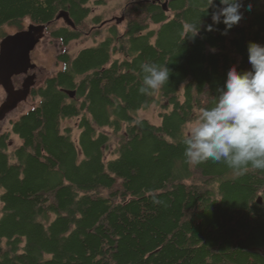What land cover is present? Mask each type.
<instances>
[{"label":"trees","instance_id":"obj_1","mask_svg":"<svg viewBox=\"0 0 264 264\" xmlns=\"http://www.w3.org/2000/svg\"><path fill=\"white\" fill-rule=\"evenodd\" d=\"M108 1L0 0V41L28 21L46 25L61 50L60 69L11 121L19 145L0 147V264H264V170L193 167L182 144L228 69L250 70L248 43L264 45V0H244L227 35L222 23L204 30L206 0L118 2L122 26L92 16ZM61 11L73 27L56 19ZM144 62L170 70L150 95L138 91ZM151 105L158 123L138 115Z\"/></svg>","mask_w":264,"mask_h":264},{"label":"clouds","instance_id":"obj_2","mask_svg":"<svg viewBox=\"0 0 264 264\" xmlns=\"http://www.w3.org/2000/svg\"><path fill=\"white\" fill-rule=\"evenodd\" d=\"M206 3V10L213 11L205 31H213L214 25L222 23L221 35H227L242 19L244 0ZM199 31V25H191L185 35L194 38ZM247 59L250 70L240 72L235 66L230 67L212 106L199 109L188 126L182 138L186 164L195 167L211 161L238 175L249 169L264 170V45L249 42ZM140 71V94L150 95L168 83L170 70L166 66L144 62Z\"/></svg>","mask_w":264,"mask_h":264},{"label":"water","instance_id":"obj_3","mask_svg":"<svg viewBox=\"0 0 264 264\" xmlns=\"http://www.w3.org/2000/svg\"><path fill=\"white\" fill-rule=\"evenodd\" d=\"M165 7L166 3L163 4ZM56 19H63L68 25L74 26L65 11H61ZM123 16L116 19L119 23ZM46 25L29 24L24 30L15 34L7 35L0 41V86L6 94V99L0 104V120L6 113L16 108L18 103L25 101L31 88L36 82V74L27 75L20 88H15L12 82L14 76L27 74L35 67L31 63V52L45 35ZM70 97L74 96V91H66ZM257 202L262 203V198L258 197Z\"/></svg>","mask_w":264,"mask_h":264},{"label":"rangeland","instance_id":"obj_4","mask_svg":"<svg viewBox=\"0 0 264 264\" xmlns=\"http://www.w3.org/2000/svg\"><path fill=\"white\" fill-rule=\"evenodd\" d=\"M126 0H109L106 6H100V7H94L92 16L98 15V14H105V18L109 17L110 19H114V22H116V19L120 18L121 16H115L111 11L114 9V7L118 4V2H123ZM105 12V13H104ZM123 20L117 23V25L122 26ZM24 27L23 29L27 28L29 25L28 21H25L23 23ZM17 28L10 27L7 29L8 35L15 34L18 32ZM103 38V35L97 36L96 40H101ZM93 39L89 38L85 41H74L70 44V54L75 55L81 48L90 46L93 44ZM60 47L58 44V41L50 38L48 35H44L41 41L38 43V45L35 47V54H34V60L38 65L37 69L35 70L36 73V83L35 86L40 84L42 80L58 71L61 67V64H57V55L60 53ZM18 84H20L18 82ZM19 86V85H16ZM6 99V94L4 90L0 87V103L3 102ZM34 104V101L28 97L25 101L21 102L18 105V108L15 109L13 112L8 113L3 120L0 121V132H8L10 133V137L13 141V146L11 147V150L16 148L20 140L17 136L12 134L10 131V124L12 119L18 117L20 114L27 111L32 105ZM138 115L140 117H145L151 120L153 123H158V115L157 110L154 105H151L145 109H142L138 112ZM11 118V120H9ZM71 122V121H68ZM115 141V140H114ZM1 207V203H0Z\"/></svg>","mask_w":264,"mask_h":264},{"label":"flooded vegetation","instance_id":"obj_5","mask_svg":"<svg viewBox=\"0 0 264 264\" xmlns=\"http://www.w3.org/2000/svg\"><path fill=\"white\" fill-rule=\"evenodd\" d=\"M41 41V40H40ZM38 45V44H37ZM36 45V46H37ZM35 46V47H36ZM34 54H35V48L32 50V52H31V54H30V56H31V61L32 62H35V60H34ZM36 64V63H35ZM37 67H38V65L36 64V67L34 68V69H32V70H30L28 73H27V75H29V74H32V73H35V70L37 69ZM36 74V73H35ZM27 75H24V76H20V75H18V76H14L13 77V79H12V82H13V84H14V87L15 88H20L21 87V84H22V82H23V79L25 78V76H27ZM37 76V75H36ZM18 82L20 83V84H18ZM36 83V82H35ZM16 85H19V86H16ZM35 86V85H34ZM1 87V86H0ZM2 88V87H1ZM3 89V88H2ZM32 89V88H31ZM31 91V90H30ZM5 92V91H4ZM28 97H30V93H29V95H28ZM27 97V98H28ZM23 102V101H22ZM21 103V102H20ZM20 103H18V105L20 104ZM0 104H2V102L0 103ZM18 105L16 106V108H14L13 110H11V111H9L8 113H11V112H13L15 109H17L18 108ZM8 113H6V115L8 114ZM5 115V116H6ZM5 118V117H4ZM3 118V119H4ZM2 119V120H3ZM9 120H11V118H9ZM1 121V120H0ZM10 130H11V124H10ZM11 132V131H10ZM15 135V134H14ZM16 136V135H15ZM13 146V141H12V138L10 137V133H8V132H0V147H2L4 150H6V151H10L11 150V147Z\"/></svg>","mask_w":264,"mask_h":264},{"label":"bare ground","instance_id":"obj_6","mask_svg":"<svg viewBox=\"0 0 264 264\" xmlns=\"http://www.w3.org/2000/svg\"><path fill=\"white\" fill-rule=\"evenodd\" d=\"M65 12H66V11H65ZM66 13H67V12H66ZM67 14H68V13H67ZM29 24H34V23H29ZM27 27H28V26H27ZM25 29H26V28H25ZM45 29H46V28H45ZM23 30H24V29H23ZM20 31H21V30H20ZM4 38H5V37H4ZM4 38H3V39H4ZM31 63H33V62L31 61ZM33 64H35V63H33ZM35 67H36V64H35ZM35 67H34V68H35ZM34 68H33V69H34ZM31 70H32V69H31ZM24 75H27V74H22V76H24ZM20 76H21V75H20ZM25 77H26V76H25ZM12 79H13V78H12ZM34 85H35V84H34Z\"/></svg>","mask_w":264,"mask_h":264}]
</instances>
